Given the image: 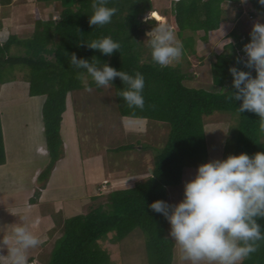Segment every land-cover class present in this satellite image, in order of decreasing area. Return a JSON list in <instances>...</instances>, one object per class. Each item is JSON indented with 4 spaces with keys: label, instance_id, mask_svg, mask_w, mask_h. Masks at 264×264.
<instances>
[{
    "label": "trees",
    "instance_id": "trees-1",
    "mask_svg": "<svg viewBox=\"0 0 264 264\" xmlns=\"http://www.w3.org/2000/svg\"><path fill=\"white\" fill-rule=\"evenodd\" d=\"M61 1L59 19L37 20L30 37L12 34L7 40L0 41V91L1 83L11 77L9 69L23 64L30 68L27 77H22L29 82V93L46 96L42 115L50 163L40 178L46 177L63 153L62 126L69 94L85 88L77 78L78 73L85 70L71 65L72 53L78 59L89 61L95 56L101 66L108 63L133 76L137 71L142 73L145 79L143 110L128 107L119 96L120 91L126 88L119 77L112 81L111 86L115 92L113 101L116 109L122 119L149 118L168 122L170 130L166 145L155 158L153 172L149 176L137 180L132 187L93 194L92 198L97 202L89 207L87 213L76 214L66 220L65 235L53 251L50 264H113L110 251L102 244L103 239L112 233L111 239L116 243L138 228L147 235L150 264H174L176 244L168 234L170 223L149 205L158 199L172 204L169 188L182 183L184 168L209 161L205 129L208 118L218 111L239 115L238 135H230L226 142L230 154L246 152L252 156L257 151H264L259 117L253 112L240 113L238 107L242 101L227 99L231 91H235L230 66L248 70L242 63H236L237 57H241L242 46L250 40V32L239 28V17L243 11L241 0H179L178 3L176 0L173 7L179 27L177 35L182 38L185 30L203 31V40H207L209 32L218 29L222 21L231 19L232 14L226 8L228 3L236 9V26L229 34L231 43L225 44L217 61L212 63L213 81L222 88L220 91L187 86L185 79L188 75L181 64L162 68L152 61L143 17L154 9L153 0H108L107 6L116 7L118 11L111 23L102 27L89 25L94 0ZM247 4L252 18L264 13V6L259 5L258 0H247ZM262 17L261 22H264V15ZM149 22L150 29L156 26L155 20ZM105 36L121 44V48L111 56L87 47V43ZM13 45L25 47L28 54H13ZM251 71L255 76V70ZM88 85L102 89L91 77ZM132 147L134 145L124 146L125 149ZM4 163L6 150L0 113V165ZM258 223L264 231V219H259ZM258 243V251L242 264H264V241Z\"/></svg>",
    "mask_w": 264,
    "mask_h": 264
},
{
    "label": "rangeland",
    "instance_id": "rangeland-1",
    "mask_svg": "<svg viewBox=\"0 0 264 264\" xmlns=\"http://www.w3.org/2000/svg\"><path fill=\"white\" fill-rule=\"evenodd\" d=\"M43 3L46 1L41 3L42 6ZM229 5L231 3H228L226 8L232 14L231 19L223 22L216 32L209 33L208 40L198 38L203 31L192 30H185L180 38L177 35L179 27L174 16H170L168 22H157L170 26L173 24L171 27L183 43V57L176 65L181 64L186 70L187 86L210 91L222 89L214 84L212 63L217 61L218 54L223 52L225 44L232 39L228 32L236 26L234 17L237 11L234 6ZM242 6L244 12L239 17V28L243 32H250L253 22L257 19L261 22L263 17L258 14L252 18L249 4L244 3ZM59 11L60 7L58 15H55L57 19ZM50 12L53 10L42 12L41 17H50ZM144 26L146 29L151 28L149 21ZM149 31L151 30H146V33ZM20 33L22 37L29 35V31ZM12 52L28 54V49L13 45ZM29 70L28 66L19 64L9 69L12 78L9 76V79L6 78L7 80L1 83L0 113L6 163L0 166V219L3 218L2 208L8 213L7 205L13 201L22 200L24 206L29 203L34 205L36 220L46 228L42 230L45 231L46 242L30 250L29 255L36 252L40 256L41 264H50L53 251L65 235L66 220L76 214L87 213L89 207L97 202L92 198L93 192L90 191L96 183L101 182L104 177L114 180L122 176L131 177L130 180L135 183L145 177L142 176L143 173L153 172L155 158L166 145L170 127L168 122L149 118L122 119L113 101L115 92L112 87H102L101 90L91 88L90 92L85 88L71 91L62 126L63 153L46 177L40 178L50 163L42 115L46 96H32L29 93V82L22 78L27 77ZM14 84L23 88L19 90L12 87ZM239 121V115L222 111L215 112L208 118L205 129L209 160L224 159L231 153L226 147V142L230 135H238ZM127 145L134 147L125 149L124 146ZM197 167L198 164L195 167L187 165L184 168L182 183L169 188L172 204L183 199L184 183L195 175ZM113 185V189L122 188L120 184ZM125 186L132 187V184L126 182ZM111 187L103 193L113 190ZM98 191H101L99 187L96 188V192ZM73 197L76 199H72ZM24 200H28L27 204H24ZM29 211L32 212V209ZM22 217L25 216H20L19 219ZM170 227L169 224L168 234ZM111 236L112 233L103 239L102 244L110 251L113 264H150L147 235L144 230L135 229L116 243ZM176 248L174 262L188 264L180 259L179 250L177 248L176 252Z\"/></svg>",
    "mask_w": 264,
    "mask_h": 264
},
{
    "label": "clouds",
    "instance_id": "clouds-1",
    "mask_svg": "<svg viewBox=\"0 0 264 264\" xmlns=\"http://www.w3.org/2000/svg\"><path fill=\"white\" fill-rule=\"evenodd\" d=\"M241 3H247V0H241ZM258 3L264 6V0H258ZM107 4L108 0H94L90 26L102 27L111 23L118 9ZM172 8L168 15L160 13L167 22L170 16H176ZM154 11H158L157 8L149 10L143 17L146 23L156 21V26L146 29L151 30L146 33V41L152 61L162 68L173 67L182 60L183 43L171 27L173 24L157 23L160 21L152 16ZM198 38L202 39L200 35ZM87 47L111 56L121 44L105 36L87 43ZM239 55L236 63H242L248 70L230 66L235 91H231L227 99L242 101L238 107L240 113H255L260 121L259 131L264 134V22L259 19L253 22L250 40L242 46ZM70 63L76 69L85 70L79 72L77 78L86 91H92L88 77L103 88H110L112 81L119 77L126 85L119 96L128 107L143 110L145 79L139 71L133 76L108 63L101 66L95 56L89 61L78 59L75 53L71 54ZM149 207L170 223L169 235L175 241L182 261L188 264H242L258 251V242L264 241V231L258 223L259 219H264V151H257L252 156L246 152L229 154L224 159L201 163L195 175L185 181L183 199L175 204L158 199ZM43 243L44 240L30 229L25 216L13 224L10 237L0 241V249L7 250V264H29V251Z\"/></svg>",
    "mask_w": 264,
    "mask_h": 264
},
{
    "label": "crops",
    "instance_id": "crops-1",
    "mask_svg": "<svg viewBox=\"0 0 264 264\" xmlns=\"http://www.w3.org/2000/svg\"><path fill=\"white\" fill-rule=\"evenodd\" d=\"M44 1H46V3H43V6H42L41 3ZM175 1L176 0H153L154 8H157V10L161 14L168 15L170 14L169 11H171V8L175 4ZM61 2H62L61 0H43V1L42 0H0V41L7 40V38H9V36L12 34H16L22 37L20 32H25V31H29L28 37H30V34L34 31V26L37 20L44 21V20H48L50 17L57 19L56 16L58 15L57 14L58 8L59 7L61 8L62 6ZM51 9L53 10V12H50L51 16L44 17L43 19V17H41V13L42 12L45 13L46 11L48 12ZM159 12H154V13L160 14ZM223 22L225 21H222L221 24H223ZM29 27L30 28L32 27V28L30 30H27V28ZM213 32H216V29L210 31L209 33H213ZM17 86L18 84H14L12 87H17ZM22 88L17 87V89L19 90H21ZM4 165L5 163L0 166H4ZM150 174L151 172H146V173H143L142 176L147 177ZM130 179L131 177L129 176L118 177L114 180H110L109 178L104 177L103 180L99 183H96V185L94 186V189L90 191H92L93 194H102L104 191H106V189H109L110 186H112L111 188L113 189V186H114L113 184L115 185L120 184L122 185L121 186L122 188H126L127 187L125 186L126 182L130 183V185L132 184L133 186L135 183H133ZM106 181L108 182L105 183ZM100 184H101L100 186L101 191L96 192V188L99 187ZM128 187H131V186H128ZM79 198L81 199V197ZM72 199H76V198L73 197ZM24 201H25L24 204H27L28 200H24ZM7 206L9 208L8 213L5 208H2L1 214L3 215V218L0 219V241H2L3 238L10 237L12 226L14 223L19 222L20 216H26L27 221H28V226L30 227V229L35 234L40 236L44 240V243L46 242L45 240L46 234H44L45 231H42L43 229H46V228H44L41 225V223L39 224L38 221L36 220V212H35L34 205L29 203L28 205L24 206L22 204V200L20 201L16 200V201H13L12 203H9ZM30 209H32V212L29 211ZM177 248H176V252H177ZM39 257H40L39 254L38 253L36 254V252L34 253V255H29V264H35V263L41 264ZM177 257L179 258V256ZM0 262L1 264H7L6 248L0 249Z\"/></svg>",
    "mask_w": 264,
    "mask_h": 264
},
{
    "label": "bare ground",
    "instance_id": "bare-ground-1",
    "mask_svg": "<svg viewBox=\"0 0 264 264\" xmlns=\"http://www.w3.org/2000/svg\"><path fill=\"white\" fill-rule=\"evenodd\" d=\"M154 12H158V11H154ZM159 13H160V12H159ZM152 16H153V17L156 16V17L159 19L160 22L166 20L163 16H161V15L158 14V13H152Z\"/></svg>",
    "mask_w": 264,
    "mask_h": 264
}]
</instances>
